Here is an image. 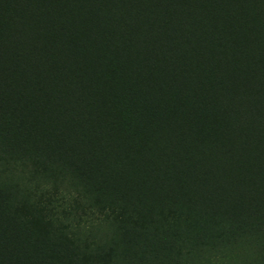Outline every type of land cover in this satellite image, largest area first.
I'll return each instance as SVG.
<instances>
[{"label": "trees", "instance_id": "16d2710c", "mask_svg": "<svg viewBox=\"0 0 264 264\" xmlns=\"http://www.w3.org/2000/svg\"><path fill=\"white\" fill-rule=\"evenodd\" d=\"M0 264H264V0H0Z\"/></svg>", "mask_w": 264, "mask_h": 264}, {"label": "rangeland", "instance_id": "374dc122", "mask_svg": "<svg viewBox=\"0 0 264 264\" xmlns=\"http://www.w3.org/2000/svg\"><path fill=\"white\" fill-rule=\"evenodd\" d=\"M32 17L35 18V20H33ZM27 20L29 21V23H31L32 28L27 32L26 38H24V36H21V38H23V41L29 44L32 43V41H34L39 34H43L42 24H44L45 18L42 14H39L37 12L36 8H34L28 13ZM33 21H35L34 25H33ZM36 25L38 26L36 27ZM39 27H41V30H39ZM31 70L32 73L35 75L31 81L40 80L39 76L43 71V67H42V63H40V61L37 58H35L31 63ZM35 223L39 225V221H35Z\"/></svg>", "mask_w": 264, "mask_h": 264}]
</instances>
